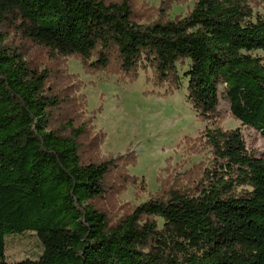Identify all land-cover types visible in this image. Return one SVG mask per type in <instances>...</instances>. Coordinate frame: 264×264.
Returning a JSON list of instances; mask_svg holds the SVG:
<instances>
[{
    "label": "trees",
    "instance_id": "1",
    "mask_svg": "<svg viewBox=\"0 0 264 264\" xmlns=\"http://www.w3.org/2000/svg\"><path fill=\"white\" fill-rule=\"evenodd\" d=\"M174 2L0 0V264H264V159L240 129L224 130L218 110L224 85L230 116L264 137V61L253 56L264 51V14L255 0H197L171 19ZM6 27L54 58H79L89 74L134 81L151 70L168 92L181 88L178 66L189 62L188 101L210 124L208 166L187 185L164 182L113 223L98 203L114 167L136 165L135 153L103 158L106 135L92 133V119L75 109L57 116L50 71L10 46ZM25 233L42 254L9 262L7 237Z\"/></svg>",
    "mask_w": 264,
    "mask_h": 264
},
{
    "label": "rangeland",
    "instance_id": "2",
    "mask_svg": "<svg viewBox=\"0 0 264 264\" xmlns=\"http://www.w3.org/2000/svg\"><path fill=\"white\" fill-rule=\"evenodd\" d=\"M162 1L138 0V3L158 8ZM196 1L175 0L168 12L169 17L186 16ZM253 6L264 14L263 0H255ZM5 31L9 35L7 43L21 49L30 64L50 71V85L62 99L57 116L64 118L78 113L86 120L92 119V133L99 137L106 135L100 146L103 158L125 157L128 150L135 153L136 165L126 167L119 163L114 167L107 179L110 195L98 203L111 216L113 223L132 208L160 194L164 182L169 187L175 183L187 185L189 172L202 164L208 166L212 155L201 139L210 124L197 118L188 101V79L184 75L189 70V62L178 66L181 88L168 92V86L162 88L151 81V70L139 71L134 81L122 80L121 76L108 72L89 74L79 58H54L48 50L33 45L10 27ZM253 56L264 61V51H255ZM219 94L218 110L222 117L219 124L227 131L240 129L248 150L264 159V137L230 116L224 85L220 86ZM73 97L75 105H71ZM121 175L126 177L124 185ZM112 194L115 195L113 204L109 202ZM42 251L33 233L7 237L6 256L11 263L37 260Z\"/></svg>",
    "mask_w": 264,
    "mask_h": 264
}]
</instances>
